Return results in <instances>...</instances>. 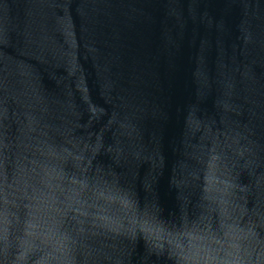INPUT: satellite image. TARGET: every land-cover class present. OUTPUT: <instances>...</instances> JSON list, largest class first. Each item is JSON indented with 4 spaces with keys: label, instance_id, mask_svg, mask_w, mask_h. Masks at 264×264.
<instances>
[{
    "label": "water",
    "instance_id": "water-1",
    "mask_svg": "<svg viewBox=\"0 0 264 264\" xmlns=\"http://www.w3.org/2000/svg\"><path fill=\"white\" fill-rule=\"evenodd\" d=\"M0 264H264V0H0Z\"/></svg>",
    "mask_w": 264,
    "mask_h": 264
}]
</instances>
